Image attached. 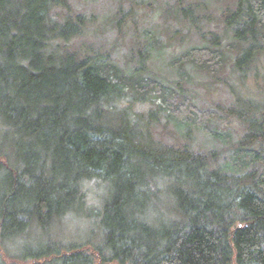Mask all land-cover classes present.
<instances>
[{"label": "trees", "instance_id": "obj_1", "mask_svg": "<svg viewBox=\"0 0 264 264\" xmlns=\"http://www.w3.org/2000/svg\"><path fill=\"white\" fill-rule=\"evenodd\" d=\"M165 13L196 23L183 0ZM221 18L241 53L225 58L215 34L178 63L216 77L230 63L225 119L246 129L238 172L224 150L157 138L158 112L138 110L161 86L142 76L146 51L126 75L70 47L86 21L69 0H0V264H264V94L243 92L264 51V0ZM159 92L185 138L194 127L218 138L183 91Z\"/></svg>", "mask_w": 264, "mask_h": 264}, {"label": "rangeland", "instance_id": "obj_2", "mask_svg": "<svg viewBox=\"0 0 264 264\" xmlns=\"http://www.w3.org/2000/svg\"><path fill=\"white\" fill-rule=\"evenodd\" d=\"M237 1L183 0L185 8L193 7L195 10L196 23L192 27L173 14L165 13V9L175 5L177 0H69L74 13L81 14L86 21L83 35L75 39L70 47L82 54L108 58L126 75L133 74L137 67V50L141 48L146 51L149 59L142 76L146 81H158L161 86L158 85L156 91L146 100H142L138 110L158 112L160 125L156 131L157 138L172 144L176 141L180 144L185 142L198 153L224 150L221 163L231 165L230 170L238 172L239 164L236 163L234 156L236 153L232 148L233 144L244 137L246 129L245 125L237 120H228L227 124L225 119V109L234 102L226 84L227 81L230 82V63L225 69L220 70L217 77L191 65L182 67L178 63L188 51L209 46V39L215 34L222 37L221 49L225 58L235 59L241 53L240 46L232 39L231 32L226 31L221 18L225 10L236 8ZM132 8L136 10L135 27V23L131 24L128 18V12ZM181 81H185L183 90L177 87V83ZM244 86H246L243 87L244 94L262 99L264 51L257 57V63L252 67L248 82H245ZM159 90H164L166 96L183 91L179 97L183 102L191 100L194 108L197 107L196 110L205 114L200 113L202 118L208 119L211 115L214 121L212 124L219 125L216 128L219 132L218 138L213 139L203 128L198 129L194 126L193 132L185 138L188 130L183 125L177 127L178 122L170 116L167 105H164L163 99L159 96L161 93ZM189 109L193 108L190 106ZM91 197L96 200L97 190L91 193ZM76 220L74 219L69 227L78 228ZM67 232L73 233L69 230ZM4 259L8 264L12 263L5 256Z\"/></svg>", "mask_w": 264, "mask_h": 264}]
</instances>
